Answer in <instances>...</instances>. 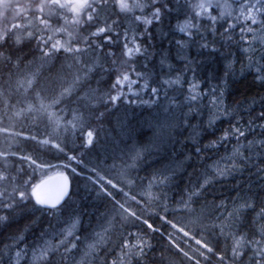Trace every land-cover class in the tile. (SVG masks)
Returning a JSON list of instances; mask_svg holds the SVG:
<instances>
[{
	"label": "snow or ice",
	"instance_id": "obj_1",
	"mask_svg": "<svg viewBox=\"0 0 264 264\" xmlns=\"http://www.w3.org/2000/svg\"><path fill=\"white\" fill-rule=\"evenodd\" d=\"M0 264H264V0H0Z\"/></svg>",
	"mask_w": 264,
	"mask_h": 264
},
{
	"label": "trees",
	"instance_id": "obj_2",
	"mask_svg": "<svg viewBox=\"0 0 264 264\" xmlns=\"http://www.w3.org/2000/svg\"><path fill=\"white\" fill-rule=\"evenodd\" d=\"M249 89L251 90V94H253V95L256 94L257 90L251 85L250 78H249V81L243 82L241 85L237 86V88L234 92V95L239 96L241 91H248ZM145 116H146V114H141L140 111L137 109L135 120L142 122V120L144 119ZM145 131H147V130L145 129Z\"/></svg>",
	"mask_w": 264,
	"mask_h": 264
}]
</instances>
